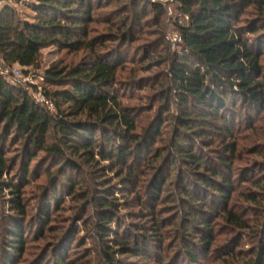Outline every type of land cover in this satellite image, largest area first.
<instances>
[{
  "label": "trees",
  "instance_id": "1",
  "mask_svg": "<svg viewBox=\"0 0 264 264\" xmlns=\"http://www.w3.org/2000/svg\"><path fill=\"white\" fill-rule=\"evenodd\" d=\"M6 1L0 8V65H16L21 71L30 69L39 60L40 51L48 47L69 52L87 50L90 54L89 59L75 67L54 65L45 71V88L41 94L52 104L55 115L0 72V193L6 191L11 195L9 207L13 215L19 222L26 217L20 183L26 181V164L33 161L37 153L63 163L66 171L79 170L76 159L96 164V167L100 162L110 163L113 165L110 173L119 167L118 172H114L116 179L127 182H133L134 174L142 165L151 167L148 204L154 206L171 177L169 161L174 155L169 153L174 151L173 147L158 153V149L152 150L167 120L158 116L151 127L137 134L133 109L123 104L117 90L118 71L125 66L123 53L116 49L101 52L98 48L104 45L99 38L87 40L88 25L94 22L91 18L93 0H28L29 4L23 0ZM10 1L30 8L34 13L31 20H21L18 12L8 4ZM126 1L133 2L135 15H146L142 3L135 4L139 0ZM174 2L178 16L183 19L175 23V33L182 40L178 52L171 53L169 47L164 46L165 54L145 55L143 62L148 72L152 68L162 69L163 78L154 92L153 103L163 106L161 109H165L166 115L178 126L175 158L178 164L184 165L190 179L180 191L186 202L183 220L187 229L181 233L184 246L177 256L187 264H200V258L221 252L218 259L227 262L240 257L241 254L236 253L239 243L229 240L221 249H212L214 219L222 218L236 231H252L246 230V222L229 204L235 191L231 161L236 152L230 140L235 120L241 113L264 109V67L261 64L264 59V0ZM124 20H120L123 25L112 40L120 39L123 45L132 40V27ZM172 109L174 112L170 113ZM208 134L222 139L221 151L216 152L213 163H206L199 156L212 145ZM11 138L14 146L19 142L22 159L21 181L16 185L11 182V173L17 162L7 158L6 146ZM199 143L205 147L202 149ZM165 153L168 158L163 156ZM145 154L151 159L142 163ZM179 178L185 179L182 175ZM245 182L259 187L254 181H242ZM57 183L58 187L46 194L44 204L50 199L58 204L65 192L75 197L73 180L67 178ZM99 183L103 188L95 189L98 193L88 206L91 205L94 213L92 228L101 241L104 263L126 264L122 259L117 260L118 256L142 257L149 237L132 230L120 236L121 228L112 229L113 223H118L119 206L110 186L106 185L109 183L96 182ZM260 194L248 193L243 198L251 209L264 212V200L257 198ZM82 200L89 203L86 198ZM48 211L49 207L43 210L40 225L50 222ZM257 218L262 221L264 232L263 213ZM152 221L151 230L156 234L151 241L161 251L158 218L155 216ZM263 232L256 234L260 237V245L249 264H264ZM7 233V253L10 257H18L25 244L19 224ZM54 259L55 264L65 263L61 257Z\"/></svg>",
  "mask_w": 264,
  "mask_h": 264
},
{
  "label": "rangeland",
  "instance_id": "2",
  "mask_svg": "<svg viewBox=\"0 0 264 264\" xmlns=\"http://www.w3.org/2000/svg\"><path fill=\"white\" fill-rule=\"evenodd\" d=\"M23 1L30 3L28 0ZM6 2L8 1L0 0V8ZM140 2L146 10V15H135L132 1L128 3L126 0H93L91 18L94 22L88 25L87 40L99 38L100 43L104 45L98 48L101 52L104 49H116L123 53L122 59L125 66L118 71L117 90L123 104L133 109L137 134L151 127L158 116L167 120L160 128L159 140H156L152 147V150L158 149L157 153L171 147L174 150L169 153L174 155L169 161L172 164L169 165L171 177L163 189L159 202L154 206L148 204V184L153 169L144 165L134 174L133 182H127L116 179L114 172H118L119 167H115V171L110 173L113 168L110 163L100 162L96 167V164L89 165L76 159L80 166L79 170L66 171L63 163H57L55 159L48 158L43 153H37L36 158L26 164V181L22 182L20 145L17 142L14 146L10 143L12 138L8 139L7 158L9 161L17 162L11 173V182L16 185L21 181V198L26 217L20 223L9 207L11 195L6 191L0 193V264H55L56 257L65 260L63 264H105L99 245L101 241L92 228L94 213L91 205L88 206L91 198L98 193L95 189L103 188L96 182L103 180L109 183L106 185L110 186L115 202L119 206L118 223H113L112 229L121 228L118 233L120 236L123 233L127 235L128 231L132 230L149 237L142 257L118 256L116 259H122L126 264H187L181 256L178 258L177 255L180 248L184 246L180 238L181 233L187 229V223L183 220L186 202L182 200L180 191L181 186L190 179L183 168L184 165L180 162L178 164L175 158L178 126L171 121L170 115H166L165 109H161L163 106L159 107L158 102L153 103L154 92L158 90L157 86L163 78L162 69L152 68L148 72V67L146 68V63L143 62L145 55L165 54L164 46H168L171 53L178 52L179 47L174 45L172 40L176 34L175 23L178 24L183 19L178 16L177 4L174 0H139L135 4ZM8 4L18 12L21 20L30 21L34 15L27 6L17 4L15 1H10ZM120 20H124L129 27H132L130 38L132 40L125 45L120 39H117V42L112 41L119 35L118 30L123 25ZM89 58L90 54L87 50L69 52L56 47L42 49L36 65L23 70L21 79H12V84L26 90L30 97L39 103V94L45 88L43 75L47 69L54 65L75 67ZM261 64L264 67V59ZM1 69H3L2 65H0V71ZM129 78L131 80L127 81ZM48 112L55 115L53 109H48ZM173 112L174 109L170 113ZM244 112L235 120L233 139L230 140L235 144L236 152L231 161L235 191L231 195L229 204L231 209L246 222L248 227L246 230L252 231H236L231 229L222 218L214 219L212 249H221L226 241L235 240L239 243L236 253L241 255L234 260L223 262L222 258L218 259L221 252L217 255L209 254L200 258V264H249L260 245V237L256 234L263 230L262 221L257 216H261L262 213L264 215V212L251 209V205L244 201L243 196L248 193L257 195L260 192L257 198L264 200V109L261 112L246 110ZM208 135L212 145L210 149L199 153V156L206 163H213L216 160V152L221 151L222 139ZM200 145L202 149L205 147V144ZM169 155L165 153L163 156L168 158ZM149 156V154L143 155L142 163H147L151 159ZM95 160L99 162L98 158ZM181 175L185 178L183 181L179 178ZM124 176L125 174L122 177ZM67 178L75 182V197H69L65 192L59 197L58 204L53 199L47 200L44 204L46 194L53 192L58 184L57 181L63 183ZM243 180L254 181L259 187H252L246 182L242 183ZM82 198L89 200V203H83ZM46 207L47 209L49 207L50 222L40 225V218L44 217L41 214ZM155 216L158 218L157 223L160 228L161 251L156 249V243L151 241L154 238L152 235L156 234L151 230V223ZM17 224L22 231L24 249L18 257H10L6 248L7 232ZM262 234L264 235V232ZM157 260L160 263H157Z\"/></svg>",
  "mask_w": 264,
  "mask_h": 264
},
{
  "label": "built area",
  "instance_id": "3",
  "mask_svg": "<svg viewBox=\"0 0 264 264\" xmlns=\"http://www.w3.org/2000/svg\"><path fill=\"white\" fill-rule=\"evenodd\" d=\"M172 43L176 46H179L182 43V40L178 35L175 34ZM2 67L3 69H1L0 71L1 75L8 81L11 80L12 82V79H21L22 71L18 66H8L6 64H3ZM39 103L48 109H53L52 104L47 99H45V97L41 93L39 94Z\"/></svg>",
  "mask_w": 264,
  "mask_h": 264
}]
</instances>
